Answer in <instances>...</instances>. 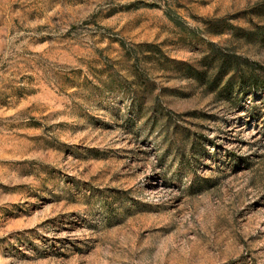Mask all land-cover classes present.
Returning <instances> with one entry per match:
<instances>
[{"label": "rangeland", "instance_id": "374dc122", "mask_svg": "<svg viewBox=\"0 0 264 264\" xmlns=\"http://www.w3.org/2000/svg\"><path fill=\"white\" fill-rule=\"evenodd\" d=\"M261 28L264 0H0V264H264ZM207 43L261 84H196Z\"/></svg>", "mask_w": 264, "mask_h": 264}, {"label": "trees", "instance_id": "16d2710c", "mask_svg": "<svg viewBox=\"0 0 264 264\" xmlns=\"http://www.w3.org/2000/svg\"><path fill=\"white\" fill-rule=\"evenodd\" d=\"M168 16L177 28L181 31H187L177 18L170 14H168ZM244 33L245 38H248V40L253 39L254 37H260L264 40V28L258 29L256 32ZM207 50V53L199 62L198 69H192L184 65V74L190 75L200 87L212 93L215 92L220 83L227 80V87L218 92V95L222 92H228L227 96H229L231 90L237 87L238 84L242 86V89L244 90L247 86H258L261 84L259 72L263 71L262 68L255 66L252 63L250 64L247 60L235 53L231 54L226 52L214 43H207ZM160 55L161 52L158 51V48L154 44L135 45L133 49L129 51L128 57L133 59L134 62V67L132 68L134 69V82H132V85H135L142 80L141 74L136 67L138 63H140L142 59L148 62L153 60L156 61L157 57ZM108 79V87L116 85V87L123 91L127 88L125 86V81L121 80L118 75L114 73L109 72Z\"/></svg>", "mask_w": 264, "mask_h": 264}]
</instances>
